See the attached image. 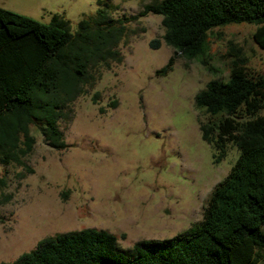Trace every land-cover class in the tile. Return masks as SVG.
<instances>
[{
    "label": "rangeland",
    "instance_id": "374dc122",
    "mask_svg": "<svg viewBox=\"0 0 264 264\" xmlns=\"http://www.w3.org/2000/svg\"><path fill=\"white\" fill-rule=\"evenodd\" d=\"M156 1L0 0V8L45 24L58 16L76 36L80 22L102 7L119 20ZM255 31L249 24L214 28L203 55H177L168 76L157 77L175 54L165 42L159 49L150 45L164 36L162 17L127 23L118 46L124 62L92 70L94 84L59 122L69 147L50 148L32 126L36 146L25 165H0V264L16 261L48 237L87 228L109 231L129 250L200 222L240 152L230 144L215 163L200 131V122L213 119L195 107V97L213 80L228 81L239 59L251 77L264 73ZM256 264H264V251Z\"/></svg>",
    "mask_w": 264,
    "mask_h": 264
},
{
    "label": "trees",
    "instance_id": "16d2710c",
    "mask_svg": "<svg viewBox=\"0 0 264 264\" xmlns=\"http://www.w3.org/2000/svg\"><path fill=\"white\" fill-rule=\"evenodd\" d=\"M149 14L161 16L165 30L151 47L165 42L175 51L157 77L168 76L177 55L188 60L203 55L208 33L217 27L254 25V40L264 50V0H161L119 20L102 7L80 22L76 36L58 16L45 24L0 8V165H25L36 146L32 126L50 148L69 147L60 120L94 84L92 70L124 62L118 46L127 23ZM195 107L213 119L200 122V131L215 163L227 156L230 144L240 152L200 222L173 238L142 241L129 250L109 231L87 228L48 237L1 264H256L264 251V73L251 77L239 59L228 81L213 80L196 95Z\"/></svg>",
    "mask_w": 264,
    "mask_h": 264
}]
</instances>
